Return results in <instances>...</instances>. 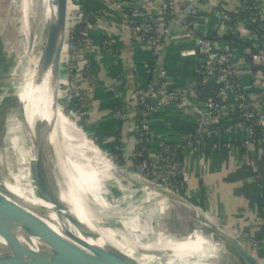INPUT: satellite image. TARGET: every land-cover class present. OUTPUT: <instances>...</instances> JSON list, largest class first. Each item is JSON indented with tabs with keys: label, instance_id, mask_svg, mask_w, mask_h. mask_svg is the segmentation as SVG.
<instances>
[{
	"label": "crops",
	"instance_id": "1",
	"mask_svg": "<svg viewBox=\"0 0 264 264\" xmlns=\"http://www.w3.org/2000/svg\"><path fill=\"white\" fill-rule=\"evenodd\" d=\"M71 2L66 0L67 11L73 4L75 8H107L97 12L103 20V35L95 30H92L94 33L90 31L89 41L82 46L79 59L81 64H88V69L87 74L80 76L79 85L89 93L91 116L88 117L92 125L102 135L108 133L111 136L108 141L111 143L114 134L109 132L115 133L121 129L120 137L127 158L117 166L129 170V165L133 163L134 134L127 129L138 116L139 109L133 106L135 96L139 89L145 88L151 81L154 83L165 34L158 35L156 50L150 52L132 37L122 13L108 7L115 0H78V6L75 0L73 4ZM162 2L139 0V6L144 12L161 19ZM206 2L181 0L175 5V14H185L190 26L183 28L177 25L173 29L161 59L162 78L168 90L186 89L188 93L184 97V105L170 103L148 117L150 135L153 136L148 145V159L151 163L156 160L160 140L155 135H161L181 148V161L189 174L188 182L179 189L181 196L202 210L218 226L233 234L264 264V146L261 150L253 144L244 146L248 131L238 117L227 110L217 119H206L205 104L195 89L199 86L195 66L200 56L181 55L185 49H196L197 38L201 36L212 38L214 46L220 49L224 43L221 37L226 34L222 14L235 13L241 5V0H221L211 4ZM103 41L108 44L110 51L105 52L102 48ZM234 48L238 80L246 94L254 97L255 90L245 73L248 49L253 47L251 43L242 41L241 45ZM211 82L208 79L206 84L211 86ZM114 101L121 105L120 119L113 116L111 108ZM227 103H234L229 95ZM201 125L202 130L199 132ZM80 127L84 130L85 126L80 124ZM196 133L201 135L193 138ZM108 146L111 149V145ZM123 187L126 188L124 184ZM130 190V199L135 208V205L139 206L138 211L146 214L150 209L155 210V206L165 208V205L162 206L164 199L153 195L145 197L140 191ZM166 212L176 220L199 222L198 215L184 210L178 201L174 204L168 202ZM142 219L143 223L150 225L146 217ZM195 232L190 233L192 237Z\"/></svg>",
	"mask_w": 264,
	"mask_h": 264
},
{
	"label": "bare ground",
	"instance_id": "2",
	"mask_svg": "<svg viewBox=\"0 0 264 264\" xmlns=\"http://www.w3.org/2000/svg\"><path fill=\"white\" fill-rule=\"evenodd\" d=\"M57 2H60V0H40L38 5L34 0L22 1V8L27 15L30 12L38 13L41 26L50 38L56 35L54 23L60 15L58 6L55 5ZM65 9L63 25L60 24V36L66 26L65 16L67 7ZM74 19L75 15L68 19L69 31L74 23ZM51 71V68H48L43 74L49 72L50 101L56 106L55 97L57 98L58 93L54 95V91L51 88L53 79ZM34 81L33 77L20 76L17 72L8 86V94L3 103L5 110L0 113V196H4L8 200L10 197L7 194H11L23 209V228L26 236H19L23 244H28L34 249L40 246L41 242L34 238L31 233H34L37 224L42 219H45L49 228L68 242H72L69 238V234L72 233L91 245L103 246L109 244L114 248L116 247V249L137 264H158L152 258L155 255L157 256V254L169 255L166 261L168 264H212L221 260V256L225 258L231 257L236 259L240 264H245V259L238 255V253L230 251L227 247V245H230H226L224 240L234 244L238 242L224 234L217 226H213L204 217L202 219L199 218V222L197 221V223L206 227L210 225L212 230H198L193 237L190 234L188 237L176 239L173 236L164 237L158 235V238L155 237V240L150 241L148 240L149 234H152L150 233V229H148L146 235L141 234L140 225L143 220L142 218L146 217L148 221L150 219L153 220L155 211L150 209L145 214L144 211H138V208L131 214H123L118 205H112L105 200V192H102V188H96L89 183L87 173L85 172L86 165L82 163V154L77 151L78 153L76 154H78L79 159L70 158L71 152L77 150V144L73 149L68 145L69 140L64 137L63 130L59 125L61 124L62 116L53 108L52 111L54 110L55 112L53 111L52 113L55 119H57L56 121H51L47 114H45L44 109H42V101L38 98L39 95L34 88ZM23 107L28 108L33 113L38 127L46 132L45 134H47V138L50 141L48 145L44 134H34L25 123L24 115L21 113ZM50 109L48 108V110ZM65 121L68 124V121ZM79 138L78 144H85L83 138L81 136ZM50 145L53 146V149ZM23 149L26 150V154L22 153ZM93 153L95 155V162L97 163L96 159H100L101 156L96 150ZM112 164L103 165L102 162L100 164L97 163L99 168L96 172L105 177L104 185L107 186V183L113 180L122 186L124 184L128 189L140 191L145 197H152L151 195L157 196L172 204L177 201L168 190L148 180H145V187L134 188L123 177L126 169H122L114 163ZM41 168H47L49 174L54 177L61 204H80L79 212L73 211V209L72 211L92 231L98 233V238L83 235L63 215H58L55 212L56 207L54 204L46 202L41 198L35 178L37 170ZM109 171L121 182L114 178ZM78 189L80 194L77 193ZM59 190L64 191L66 196L61 197ZM82 197H85V200L87 198L90 201L88 202L89 204L96 205L101 211L106 212L103 215L90 214L82 205ZM0 219L3 222L6 220L3 205H0ZM101 220L106 222V228L102 224L97 223L101 222ZM210 233H216L221 241H213ZM64 249V245H58L53 248V254L61 253ZM0 256L6 258L5 260L0 258V264H13L8 260L11 254L1 238Z\"/></svg>",
	"mask_w": 264,
	"mask_h": 264
},
{
	"label": "built area",
	"instance_id": "3",
	"mask_svg": "<svg viewBox=\"0 0 264 264\" xmlns=\"http://www.w3.org/2000/svg\"><path fill=\"white\" fill-rule=\"evenodd\" d=\"M179 1L181 0H163L160 10L161 19L144 12L139 6V0H115L107 6L120 11L129 25L132 37L142 43L148 51L154 52L158 44V35L167 32L175 16V5ZM219 1L221 0H207L206 3L211 4ZM239 12L243 13L242 17ZM252 12H255V15ZM235 13L237 16L234 19L227 13L222 14L223 28L226 34L232 33L236 35L237 39L249 42L253 47L248 49L245 73L255 90L254 97L247 95L241 87L237 75V63L234 61V50L230 43L224 42L222 47L217 49L212 38L201 36L197 38L196 49H185L181 55H199V62L195 66L198 85L205 86L207 80L210 79L212 80L211 86L215 87L211 93L198 92L195 87L197 96L205 104L206 115L210 119H217L225 113V110L234 114L248 131L243 145L253 144L261 150L264 146V0H241L240 8ZM96 15H91L94 18L93 23L84 19V14L80 17L84 32L103 30L101 19ZM188 25L190 26L186 18L180 20L178 24L183 28H188ZM101 44L102 48L110 51L105 41ZM83 45V43L80 45L77 53H81ZM86 66L87 64H81L79 57L73 60V68L79 69L75 71V78L72 77V89L76 93V99L82 104L81 108L84 110L88 124L94 126L88 117V109L85 106L89 93L87 89L81 88L79 85L80 76H83L82 70ZM162 76L161 72L158 88L151 81L145 88L138 90L142 93L137 101L139 119L134 121L131 131L134 134L135 155L141 161L134 169L141 175L150 173L148 175L151 177H158L161 182L168 183L171 188H176L186 184L189 180V174L182 161L176 157L174 147L177 145L161 135H155L156 139L160 140L156 160L151 163L148 159V145L153 137L150 135L148 117L170 103L184 105V97L188 93L186 89L168 90ZM157 91H160L162 96L150 103L148 97L155 96ZM212 93H215V97ZM228 95L233 99V104L227 103ZM113 116L120 119L121 110H115ZM197 135L199 136L201 133H196L193 138ZM187 139L190 140V138Z\"/></svg>",
	"mask_w": 264,
	"mask_h": 264
},
{
	"label": "water",
	"instance_id": "4",
	"mask_svg": "<svg viewBox=\"0 0 264 264\" xmlns=\"http://www.w3.org/2000/svg\"><path fill=\"white\" fill-rule=\"evenodd\" d=\"M22 1L23 0H11L12 13H6V15L3 16L6 18H3L2 20V29L11 53L12 61L16 67L15 69L20 76L24 75L30 78L33 77L37 81H42L41 76L43 75V72H45L48 68H51L53 78L51 88L54 91V95L58 93L60 96L57 97V100L55 97V104L60 106L64 117L76 126L80 127V123L75 115L76 107L74 106V98L71 96L70 87L71 56L74 45L73 29L71 30L72 32H62L63 38L62 35L60 36V24L63 25L66 1L60 0V2L55 4L58 6L60 15L58 20H55L56 22L54 23L56 35L53 38L46 35L43 27L41 26V20L38 18V13L30 12V14L27 15L24 12L22 8ZM39 1L40 0H34L37 5ZM185 18V14H175L167 32L165 33V38L159 52L158 63L155 69L154 83L157 88L158 78L162 72L161 59L163 51L171 38L173 29L180 23V20ZM45 81L46 77H44V82ZM141 95L142 93L137 92L133 104L134 107H137V101ZM161 96L160 91H157L155 96L148 98L152 101H156ZM85 106L88 109V115L91 116V107L89 106L88 101ZM206 119H208V121L210 120L208 116H206ZM133 123L134 121L130 123L127 129L128 132H132L131 127ZM201 129L202 125L200 126L199 131H201ZM68 143L72 145V149L75 147V143L73 141ZM72 157L79 159L78 154H75L74 152H71L70 154V158ZM129 168V170L123 173L125 180L132 186H139V188L145 187V180L131 172L133 170V163L129 165ZM35 175L36 186L40 191L41 198L46 202L54 204L56 207L55 212L58 213V215H63V217L73 224L83 235L91 238H98V233L92 231L84 222L80 220L78 215L72 211V205L69 203L66 205L61 204L54 177L49 174L48 169L41 168L37 170ZM79 192L80 191L78 189L77 193ZM7 196H9L10 199L8 198V200H6L4 196H0V205L4 206L6 214V220L4 222L0 219V238L10 251L11 256L8 259L10 260L9 262H12L13 264H137L135 261L116 249V247L114 248L109 244L103 246L91 245L83 239L74 236L72 233L69 234V238L73 243L70 241L68 242L67 240L62 239L60 235L53 232L49 228L45 219H42L37 224L34 233H31L34 238L41 242L40 246L34 249L28 244H23V242L20 241L19 236H26L23 228L24 212L20 203L17 202L14 196L12 197L11 194H7ZM174 196L184 207L192 208L184 197H180L176 194ZM82 204L90 214L94 215L95 211L97 213V209L88 204L87 198L85 200V197H82ZM97 223L102 224V226L106 228V222H103V220ZM182 229L185 228H175L172 225V229H170V231L171 234H173L181 231ZM183 231L187 230L185 229ZM223 233L238 242L237 244H234L224 240L226 245H230H227L230 251L238 253V255L245 259V264H262L254 254H252L240 241H238V239L234 237L233 234ZM58 245H64L65 249L61 253L53 254V248ZM0 258L4 260L6 259L3 256H0Z\"/></svg>",
	"mask_w": 264,
	"mask_h": 264
},
{
	"label": "rangeland",
	"instance_id": "5",
	"mask_svg": "<svg viewBox=\"0 0 264 264\" xmlns=\"http://www.w3.org/2000/svg\"><path fill=\"white\" fill-rule=\"evenodd\" d=\"M8 1H9V3H8ZM69 1H71V0H69ZM75 1H76V5L78 6V3H77L78 0H75ZM72 2H74V0H72ZM75 7L76 6L73 4V6H71L72 9L70 8V10L66 12V16H65L66 26L64 28V32L69 31L68 30V22H69L68 19H69V17H71V16L73 17L75 15L74 23L70 29V31L73 29L72 31L74 33L73 34L74 35V40H73L74 45H73V49H72L71 69H70V87H71V96L74 98V106L76 107L75 108V115H76L79 123L84 124V126H85L84 130H82V128L76 126L75 124L70 122L66 117H64V115L61 112L60 106L59 105L54 106L52 104V102L50 101V95L51 94H50V89H49L50 87L48 85V83H49V72H47L46 74H43L41 76L42 81H37L35 79L33 85H34L36 92L39 95L38 98L41 99V101H42L41 102V104H43L42 109H44L45 114H47V116L50 118V120L51 121L57 120V119H55V116L52 113L54 111V110L52 111V108L55 109L62 116V121H61L62 125L61 124H59V125L61 126V128L63 130V135L66 139L69 140V142L73 141V142H75V145L77 144L76 145L77 150H74L73 152L75 154L78 152L82 154V163L84 165H86L85 172L87 173V176H88L87 179H88L89 183L96 188H102V190H103L102 192H105V200L107 202L111 203L112 205L113 204L118 205V208L121 209L120 210L121 213L131 214L132 212H134L139 207L138 205H135L136 206V208H135L132 204V200L130 199L131 198V195H130L131 190L128 189L127 187L124 188L121 184L115 183L112 179H111L112 181L107 183V186L104 185L103 182L105 181V177L101 176L100 174H98V172H96L97 169L99 168L97 163L100 164V162H102L103 165H108V164L113 165L112 163H114L115 165H120L121 163L124 162L125 158H127V157H125L124 143H122L121 138H120V142H121V145L119 147V151L121 153L120 158L116 157L114 154L110 155L108 145H111L112 148H113V145L111 144L110 141H108V138H110L111 136L107 133V131H106L107 134L102 135V132L100 133V130H98L97 127H94V126H91L88 124V122L86 120V115L84 114V110L81 108L82 104H81V102H78V100L76 99V93L72 89V77L75 78V71H76V69H79V68H73V60L80 56V53H77L80 45L82 43L86 44L90 38V35H89L90 31H88V33L84 32V29L82 28V24H81L82 20H80V17H82L83 14H85V12H88L91 15H96V13L98 11H100V10L103 11V10H106L107 8L103 9L100 6H97L95 8L91 7V6L83 8V6H82L78 9H76ZM87 8H89V9H87ZM74 9H75V11H74ZM9 12L12 13L11 0H0V113H2L5 110L3 103L7 97V94H8V92H7L8 86H9L10 82L13 80L14 76L17 74V71L15 69L16 67L12 61L11 53L9 51L7 42L5 40V35H4L3 29H2V20H3V18H6L3 16ZM96 16L99 17V15H96ZM99 18L101 19V17H99ZM101 23L103 24L102 19H101ZM102 26H103L102 27V29H103L104 25H102ZM91 33H94V32L91 31ZM96 33L101 34V33H103V30H97ZM102 35L103 34H101V36ZM104 50H105V52H107L106 49H104ZM87 69H88V67L86 66L84 68V70H82L83 75L85 73L87 74V71H86ZM44 77H46L45 82H44ZM57 97H60L59 94L57 95ZM56 100H57V98H56ZM48 108H51V109L48 110ZM21 113L24 115L25 123L27 124V126H29V128L32 130V132L34 134H36V135L44 134L45 141L48 145L50 143L49 138H47V134H45L46 132H44L42 129H40L38 127L37 121H36L33 113L26 107L22 108ZM64 119L68 121V124ZM59 125H58V127H59ZM83 133H84L85 137H84ZM109 133L114 134V132H109ZM79 136H81L83 138L86 145L85 144L82 145V143L78 144V140L80 139ZM48 137H49V132H48ZM68 145L72 147L71 144L68 143ZM98 145H100V146H98ZM50 147L53 149L52 145H50ZM90 148H92V149H90ZM94 150H96L99 153V155L101 156L100 159H96L98 161L97 163L95 162V155L93 153ZM22 153L26 154V150L23 149ZM105 154L107 156H105ZM74 159H76V157H74ZM134 167L135 166H133V170L131 171L134 175H136V176H138L144 180H148L155 185H159V186L165 188L166 190H168L172 194V196H174L176 194V195L182 197L181 194L179 193L180 187H176V188L172 187L171 188L168 185V183L161 182V180L158 177H154V176L151 177L150 175H148L150 173H148V174L143 173L144 175H141L140 172H138L134 169ZM109 172L112 175V172L111 171H109ZM133 187L139 188V186H133ZM59 194L61 197L66 196V193L62 190H59ZM174 198H176V197L174 196ZM176 200H177V198H176ZM88 202H90V201L88 200ZM168 202L169 201H164V204L162 206L165 205V208H161L159 206L154 207V209H155L154 210L155 211V220H152V219L149 220V224L151 226V232L150 231L149 232L152 234H149L148 240H150V241L155 240L156 238H158V235L164 236V237L173 236L174 238L178 239V238L184 237L187 234H190L194 231H198V230L202 231L205 229H208L207 231H210V229L212 230L210 225L208 227H206V226H203L197 222H187V221H180V220L174 219L171 215H169L167 213L168 211L166 212ZM178 203H180V202L178 201ZM189 204L191 205L192 208L184 207L182 204H180V205L182 206V208L184 210H186L188 212H194V214H197L200 219H202V216L207 217L206 214L202 210L195 208V206H193L191 203H189ZM89 205H91V204H89ZM91 206H94L95 208L97 207L96 205H91ZM171 206L172 205H170V208H172ZM72 207L74 208V209L72 208L73 211L79 212L80 204L79 205L72 204ZM96 209H97V213L95 211V214H97V215H103L104 212H106V211H101L98 207ZM125 210H127V211H125ZM125 212H127V213H125ZM207 218L213 226H217L221 231L230 234L228 231H226L222 227L218 226L210 217H207ZM156 224L158 225V229L156 228L157 227ZM172 225L175 228H179V227L185 228L187 231H183L185 229H182L179 232L171 234L170 229H172ZM148 229H150V227H148L145 223H143L141 221V225H140L141 234L146 235V233L148 232ZM210 236H211V239L213 238L212 239L213 241L214 240L221 241L220 238H218V236L216 235V233H210ZM152 258L155 259V262L158 264H168V263H166V261L169 258V255L157 254V256L155 255V257H152ZM212 264H240V263L236 259H233L231 257L225 258V257L221 256V260H218Z\"/></svg>",
	"mask_w": 264,
	"mask_h": 264
},
{
	"label": "trees",
	"instance_id": "6",
	"mask_svg": "<svg viewBox=\"0 0 264 264\" xmlns=\"http://www.w3.org/2000/svg\"><path fill=\"white\" fill-rule=\"evenodd\" d=\"M239 14L243 15V13H240ZM253 15H255V12H252ZM229 15L234 19L236 16H237V13H229ZM84 19H86L88 22L90 23H93L94 22V18L88 13V12H85L84 14ZM221 40L225 43H230L231 47L233 49H235L234 47L237 46V45H241L242 44V40L241 39H237L236 35H233L232 33H227L225 34L223 37H221ZM214 86H210V85H205V86H198L197 87V91L198 92H206V93H211L213 90H214ZM213 97H215V93L213 94ZM150 103H153V101L149 100ZM121 107L120 103L117 102V101H114V104L112 106V110L115 111V110H119ZM137 119H139V116H137ZM120 132H121V129H117V131L114 133V139H113V142L111 143L113 145V148L111 146V149H109V152H110V155L111 154H114L116 157L120 158L121 156V153L119 151V147L121 145V142H120ZM113 138V137H112ZM174 150H175V153H176V157L177 159H179L180 161L182 160L181 157V148L179 147H174ZM141 159L137 158L136 155H135V151H134V156H133V166H136L140 163ZM178 182V180H177Z\"/></svg>",
	"mask_w": 264,
	"mask_h": 264
}]
</instances>
